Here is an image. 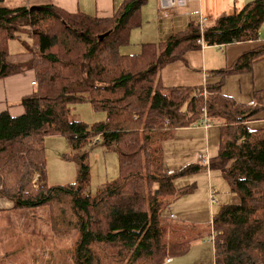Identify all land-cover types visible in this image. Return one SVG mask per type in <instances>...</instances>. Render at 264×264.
Returning <instances> with one entry per match:
<instances>
[{"label": "trees", "instance_id": "trees-1", "mask_svg": "<svg viewBox=\"0 0 264 264\" xmlns=\"http://www.w3.org/2000/svg\"><path fill=\"white\" fill-rule=\"evenodd\" d=\"M4 1L0 80L29 71L36 77L33 93L18 104L25 113L0 114V197L13 204L10 213L27 218L45 210L52 233H72L76 241L67 264H165L186 255L201 233L166 211L196 188L179 190L175 181L205 166L195 163L169 174L163 145L177 130L203 125L206 117L207 124L221 128L210 171L220 173L239 199L213 218L214 264H264V129L248 128L264 114V90L247 106L222 95L227 77L252 73L264 62V46L215 72L219 84L165 88L161 82V71L199 50L201 39L220 47L258 40L264 0H250L241 12L205 26L192 21L184 31L143 44L131 55L121 49L142 27L147 0H125L103 19L52 4L9 8ZM12 42H20L32 60L10 64ZM81 103L104 113V121L92 127L75 121L73 109ZM49 136L67 139L71 154L64 158L79 166L74 183L48 185L44 141ZM98 144L117 154L120 174L93 194L85 148ZM37 174L39 188L33 184Z\"/></svg>", "mask_w": 264, "mask_h": 264}, {"label": "crops", "instance_id": "crops-1", "mask_svg": "<svg viewBox=\"0 0 264 264\" xmlns=\"http://www.w3.org/2000/svg\"><path fill=\"white\" fill-rule=\"evenodd\" d=\"M123 1L125 0H5L4 6L9 8H32L52 4L71 14L83 13L103 19L111 18L115 9ZM249 1L189 0V6L186 9H180L182 16L169 20L159 18L164 21L162 23L159 20L162 36L168 39L175 33L187 29L188 25L195 20L199 23L203 20L205 26L221 18L233 16L241 12ZM199 10L201 11L200 16L188 15ZM16 43L19 44V48L18 51L13 53L15 42L10 44L8 62L10 64L30 62L33 56L25 52V48L20 42ZM199 45L200 49L188 52L183 61L168 65L161 71V82L165 88H200L219 84L221 78L215 77V72L230 68L242 55L264 46V25L258 40L254 42L225 47L207 46L205 43ZM35 78V73L29 71L0 80V114L8 112L12 117H19L25 113L24 108L18 104L22 98L33 93L35 87L32 83ZM263 90L264 62H260L255 65L252 73L227 77L223 83L222 95L234 100L239 105L247 106L252 104L254 94ZM248 128L251 131L264 129V114L258 120L249 122ZM220 137L221 128L218 124L204 123L201 126L197 125L177 130L174 139L165 142L163 145L165 171L169 174L178 173L186 166L200 163L203 157H208L211 163V160L218 156ZM214 173L218 172L210 171L209 165L205 166V170L199 174L177 179L175 185L179 190L192 186L196 188L189 195H185L173 203L167 209V215L176 222L195 225L197 232L201 233L207 226L212 225L215 215L213 207L217 203L218 196L222 197L226 203L224 205L232 204V202L237 203L239 199L233 200L234 194L231 190L229 192L227 183L221 180L219 176H213ZM215 179L219 181L216 183L217 189L214 184ZM228 193L229 198L224 199L223 195L226 196ZM8 258V256L5 257V259Z\"/></svg>", "mask_w": 264, "mask_h": 264}, {"label": "rangeland", "instance_id": "rangeland-1", "mask_svg": "<svg viewBox=\"0 0 264 264\" xmlns=\"http://www.w3.org/2000/svg\"><path fill=\"white\" fill-rule=\"evenodd\" d=\"M147 1L142 10L143 25L133 31L130 45L123 47L122 53L136 54L141 52L142 44H158L167 39L162 36L160 30V24L164 21L158 17L159 0ZM146 11L147 13H145ZM18 48L19 44L15 42L12 53L18 51ZM73 117L75 121H82L92 127L104 121L105 114L96 111L89 103H81L74 107ZM44 149L47 160L48 185L65 186L74 183L78 176L79 166L75 161L64 158L67 154H71V147L67 139L49 136L45 138ZM85 151H88V164L91 169L90 191L95 194L103 184L119 177V160L116 153H107L101 144L86 147ZM214 175L219 176L225 182L219 173H214ZM38 177L37 174L33 178L36 188L40 187ZM218 182L217 179L214 180L216 189ZM223 196L224 199H228L229 193ZM233 200H237L236 195H233ZM224 204L226 203L222 197L218 196L213 213L217 215ZM12 208L11 202L0 197V264H67L70 251L74 248L76 241L72 233L59 231L52 233L51 225L50 230L49 223L46 221L45 210L33 211L32 213H36L35 215L32 214V216L24 218L16 213H10ZM178 227L181 228V226ZM189 231L188 234H190ZM212 240L211 226H207L201 232V238L192 243L188 254L174 256L165 264H214ZM61 254L63 256L58 259ZM6 256L9 258L5 259Z\"/></svg>", "mask_w": 264, "mask_h": 264}, {"label": "built area", "instance_id": "built-area-1", "mask_svg": "<svg viewBox=\"0 0 264 264\" xmlns=\"http://www.w3.org/2000/svg\"><path fill=\"white\" fill-rule=\"evenodd\" d=\"M160 2V6H159V18L161 20H169L171 18L174 17H180L181 12L180 9H186L189 6V0H159ZM188 15L191 16H200L201 15V11H195L192 12ZM200 25L204 26L203 24V20L200 21ZM199 44H204V40H199L198 41ZM33 86L36 85V81H34L32 83ZM253 104V103H252ZM205 124H207L206 122V117H205ZM200 162L205 165V166H209L210 165V160L208 157H203L201 158Z\"/></svg>", "mask_w": 264, "mask_h": 264}, {"label": "water", "instance_id": "water-1", "mask_svg": "<svg viewBox=\"0 0 264 264\" xmlns=\"http://www.w3.org/2000/svg\"><path fill=\"white\" fill-rule=\"evenodd\" d=\"M101 38H102L101 40H103L104 37H101Z\"/></svg>", "mask_w": 264, "mask_h": 264}]
</instances>
